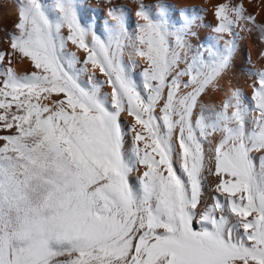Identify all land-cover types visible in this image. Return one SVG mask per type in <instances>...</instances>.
<instances>
[{"label":"snow or ice","instance_id":"6c2138e0","mask_svg":"<svg viewBox=\"0 0 264 264\" xmlns=\"http://www.w3.org/2000/svg\"><path fill=\"white\" fill-rule=\"evenodd\" d=\"M14 2L0 264H264V71L250 103L238 88L218 110L202 103L232 67L237 28L264 40L244 0L217 5L195 47L199 16L173 20L160 0H133L134 31L113 0L103 25L78 0Z\"/></svg>","mask_w":264,"mask_h":264},{"label":"bare ground","instance_id":"6f19581e","mask_svg":"<svg viewBox=\"0 0 264 264\" xmlns=\"http://www.w3.org/2000/svg\"><path fill=\"white\" fill-rule=\"evenodd\" d=\"M46 2L52 5L54 0H46ZM78 2L79 11L84 22L94 21L98 25H103L105 20L111 22L107 16L108 7L105 0H78ZM113 2L115 6L126 9L127 22L133 26L129 30L134 31V26L137 23V17L135 16L137 8L133 0H113ZM156 2L157 0H145V3L149 5ZM160 2L170 6L173 20H175V15L180 9L192 10L190 15L199 16V19L196 20V27L193 29L197 32V36L190 41L195 47L204 44L207 38L214 35L211 32V27L216 25L215 8L220 3L226 2V0H160ZM244 2L247 11L256 16V23L264 25V0H251L250 3L249 0H244ZM201 9L204 11H201ZM15 16L16 5L14 0H0V48L7 47L8 33L13 30ZM248 29H251V31ZM237 32L239 37L232 58V67L221 78L219 90H209L208 94L202 98V103L208 111L218 110L226 95H229L226 81L230 82L233 89L238 88L250 103L252 86L257 79L254 73L264 71V40L261 39L259 29L249 24L244 27V30L237 28ZM78 54L82 56V53ZM125 60L127 61V57H125ZM27 68L28 65L21 64L17 66V71L23 73ZM135 72L139 73L140 68H136ZM97 76L103 79L98 70ZM129 120L128 117H122L125 124ZM2 143L0 142V145Z\"/></svg>","mask_w":264,"mask_h":264}]
</instances>
